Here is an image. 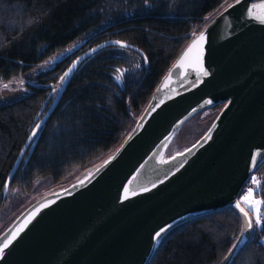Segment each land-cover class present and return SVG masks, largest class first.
I'll use <instances>...</instances> for the list:
<instances>
[{
  "label": "trees",
  "instance_id": "obj_1",
  "mask_svg": "<svg viewBox=\"0 0 264 264\" xmlns=\"http://www.w3.org/2000/svg\"><path fill=\"white\" fill-rule=\"evenodd\" d=\"M235 1L0 0V77L51 63L33 75L27 94L0 104V207L8 202L10 188L29 195L0 225V235L38 199L77 182L112 156L190 39ZM108 40L129 47L104 46L78 65L42 123L33 150L36 137L12 172L30 132L63 85L60 77L78 56ZM117 70L124 73L120 81L115 79ZM223 106L194 113L169 145L184 130L195 134L185 147L194 145ZM253 178L254 196L264 200V160L238 198ZM260 211L264 219V205ZM242 225L231 205L183 221L164 235L148 264H220L230 256ZM233 264H264V226L255 224L254 215L252 235Z\"/></svg>",
  "mask_w": 264,
  "mask_h": 264
},
{
  "label": "water",
  "instance_id": "obj_2",
  "mask_svg": "<svg viewBox=\"0 0 264 264\" xmlns=\"http://www.w3.org/2000/svg\"><path fill=\"white\" fill-rule=\"evenodd\" d=\"M262 21L264 0H237L197 32L170 65L117 151L81 180L38 199L0 235V247L11 241L0 264H148L160 242L154 240L156 232L167 229V233L183 221L230 205L240 213L245 234L238 239L244 240L240 251L220 263L233 264L253 232L236 208L239 203L253 220L238 195L264 160ZM201 33L206 37L201 51L193 50L184 58ZM115 41L100 43L72 62L68 68L72 71L40 125L78 65L93 49ZM201 69L209 74L203 75ZM220 103L224 106L216 120L186 149L191 151L182 161L157 179L141 181L145 164L161 145L167 146L194 113ZM29 144L28 138L12 172ZM17 229L15 239L8 236Z\"/></svg>",
  "mask_w": 264,
  "mask_h": 264
},
{
  "label": "rangeland",
  "instance_id": "obj_3",
  "mask_svg": "<svg viewBox=\"0 0 264 264\" xmlns=\"http://www.w3.org/2000/svg\"><path fill=\"white\" fill-rule=\"evenodd\" d=\"M49 65H51V63L48 64L43 63L40 65L42 67L38 66L27 69L25 71L21 70L18 74H15L10 78L0 77V104L14 100L16 98L22 97L25 94H27L28 91L31 90V84L34 83L33 82L34 80L32 79L33 75L37 74L40 70L47 68ZM5 84L8 85L7 88L4 87ZM194 136L195 134H192V132L184 130V132H182L180 136H177V138L175 139L172 145L169 144L167 146L164 145L165 146L164 150L161 152L160 156L154 158L153 164L157 168H159L161 167L162 163L158 161L161 160L166 161L170 158L180 155V152L181 153L187 152L188 151L186 150L187 147H185L187 145L186 141H188L189 138H194ZM91 172L92 171H90L88 174H90ZM82 178H80L79 180H81ZM249 188L253 189V192L255 191V189L257 188L256 179L253 178L252 184L249 187H247V189L243 192L242 196L238 199L249 211H252L249 208V203L245 202L243 199V197L248 194L247 190ZM8 194L10 196L8 202L4 206L0 207V225H2L6 221V219L10 216V214H15L16 212H18L20 207L25 205L26 200L29 197L27 193L23 192L18 188H10ZM250 199L252 201L260 200L256 198L254 195ZM257 207L260 208L261 205H257ZM252 212L255 218V212L254 211Z\"/></svg>",
  "mask_w": 264,
  "mask_h": 264
},
{
  "label": "snow or ice",
  "instance_id": "obj_4",
  "mask_svg": "<svg viewBox=\"0 0 264 264\" xmlns=\"http://www.w3.org/2000/svg\"><path fill=\"white\" fill-rule=\"evenodd\" d=\"M147 2V0H146ZM264 22V21H262ZM206 37L204 35V33H201L199 37H197L194 41V43L187 49V51L185 52L184 54V58H187V56L193 52V50H197L198 53L199 51H201V45L202 43L205 41ZM115 44H117L118 46H120L121 48H128L129 45L126 43V42H122V41H115L114 42ZM93 51H96L95 49H93ZM146 59V58H145ZM197 62H199V55L197 56ZM181 64H183V59L181 60ZM75 67V65L73 66ZM72 71V69H69L68 71H66L64 73L63 76L60 77V82L61 84L65 81V78L70 74V72ZM120 74L117 75L115 77V79L117 81H120L124 75V73L121 71V70H117ZM201 71L203 72V75L207 76L209 73L207 71H204L203 69H201ZM5 88L8 87L7 84L4 85ZM59 89H53L54 92L58 91ZM41 128V125L38 123L34 126L33 130L30 132V135H29V143H31L33 141V139L35 137H37L38 135V131L40 130ZM189 151H191V149H189ZM180 155H184V153H180ZM173 159H175V157H173ZM99 171V169L97 170ZM255 182V181H254ZM81 183H84V181H81ZM74 187H76V185H74ZM148 189H145V191H147ZM248 194L245 195L243 197L244 201L245 202H248L249 203V208L250 210L254 211L255 212V224L257 226H264V219H262V214H261V211H260V208L257 207V205H264V200H255V201H252L250 198L254 195V192H253V189L249 188L247 190ZM133 195H135L136 193H132ZM128 196H127V189H125V199H127ZM46 205H42L41 207H44ZM236 208L239 209V211L241 213H243L244 217L247 218L248 220V223H247V228L248 229H253V220L251 217L248 216V212L245 211L243 208L240 207L239 203L236 204ZM32 216L35 215V213H32L30 214ZM27 221H25L26 223ZM171 227V226H169ZM19 231V229L16 230V232H12L10 231L8 233V236H11L13 239H15V236L17 234V232ZM167 231V229H161L160 231L156 232L155 235H154V240H161L164 238V235ZM241 237H244V232H241ZM8 236H5V240H8ZM9 243H11V241L9 240L8 243H5L3 245V247H0V255H3L4 253V249H6L9 245ZM244 243V240L241 239V240H238L236 241L235 243H233L231 245V251H230V255H235V253L239 252L240 251V245Z\"/></svg>",
  "mask_w": 264,
  "mask_h": 264
},
{
  "label": "bare ground",
  "instance_id": "obj_5",
  "mask_svg": "<svg viewBox=\"0 0 264 264\" xmlns=\"http://www.w3.org/2000/svg\"><path fill=\"white\" fill-rule=\"evenodd\" d=\"M165 144L161 145L157 151L153 154V156L147 161V163L145 164L141 175H140V179L141 181L145 182V181H151L154 179H157L163 175H165L166 173H168L173 167H175L180 161H182L189 153L190 151L188 150L187 152L184 153V155H178L175 157V159L170 158L166 161L161 160L160 162L161 167L157 168L154 164H153V160L154 158L160 156L161 152L164 150V146ZM82 181H85V179H83ZM81 183V182H80Z\"/></svg>",
  "mask_w": 264,
  "mask_h": 264
}]
</instances>
